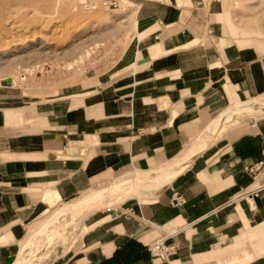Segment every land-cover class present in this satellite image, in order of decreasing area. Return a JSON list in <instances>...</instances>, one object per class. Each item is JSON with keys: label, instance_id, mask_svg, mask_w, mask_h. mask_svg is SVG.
<instances>
[{"label": "crops", "instance_id": "obj_1", "mask_svg": "<svg viewBox=\"0 0 264 264\" xmlns=\"http://www.w3.org/2000/svg\"><path fill=\"white\" fill-rule=\"evenodd\" d=\"M129 1L138 30L116 71L33 98L0 87V264L16 262L56 205L166 165L232 98L264 94V37L239 30L223 0ZM255 119L154 198L91 213L49 264H152L148 246L162 236L175 247L162 264H264V118Z\"/></svg>", "mask_w": 264, "mask_h": 264}, {"label": "rangeland", "instance_id": "obj_2", "mask_svg": "<svg viewBox=\"0 0 264 264\" xmlns=\"http://www.w3.org/2000/svg\"><path fill=\"white\" fill-rule=\"evenodd\" d=\"M65 1L66 6H64ZM223 1L239 30H254L258 36L264 37V0ZM6 4L8 7L11 6V12L13 10L14 12H25L30 9V11H26L29 13L28 16H20L15 19L13 32L17 35L12 33L14 36L11 37H15V41L9 38L11 35L7 37L8 39L5 38V41L0 40V87L7 86V90L11 94L33 98L55 94L62 87L77 82L84 81L85 84V81L93 75L106 76L122 67L134 49L133 43L136 34L134 21L136 16L131 2L125 3V0H121L119 5L114 7L105 0H87L86 3L80 4L76 0H64V2L63 0H0V7ZM71 5H75V8H69ZM68 8L72 12H69ZM6 20L5 15H0V26L8 23ZM21 27L22 31L20 32ZM10 40L12 43L15 42V45L3 47L2 41L9 42ZM253 100L260 101L259 103L264 102V94L247 100L232 98L231 104L220 113L230 111V107L236 103ZM223 113L212 117L202 130L194 136L197 138L192 143L198 138L203 140L207 135L213 136L214 134L211 135L209 132V126L217 123ZM257 115L264 118V113ZM254 120L257 119L255 117L243 118L238 121L234 120L231 124L224 122L222 125L228 124L227 129H219L217 134L213 136L212 143L216 142L227 131L224 137L230 133L243 132L245 127ZM202 137L203 139H201ZM152 170L137 173L146 172V175L150 176L149 173ZM133 171L136 170L123 172L112 180L95 184L74 199H83L91 190L101 186L122 183L123 185L117 187V190L113 192V198H110L114 200L112 204H107L104 200L95 201L80 209L81 212H76L78 215L72 218L71 222H67L59 230L52 228L51 232L49 231L51 224H47V222L54 215H60L62 211L59 210L64 206V203L56 205L45 218L38 220L30 228L28 235L20 242L16 259L27 239L35 231L48 225L49 230L46 227L42 231L44 233H41L42 236L40 235V239L43 237L41 240L43 242L33 248V255L28 258L27 264H49L52 260L65 254L75 238L76 241L72 247L80 240L85 230V222L90 220L91 213L113 207L121 208L130 198L142 200L148 197L152 199L155 195L153 193L160 192L162 188L170 184H160L159 182L156 183V180L150 179L140 184L138 189L132 190V181L126 182V179L131 178V175L126 176ZM53 230H56L55 233ZM46 232L48 234H45Z\"/></svg>", "mask_w": 264, "mask_h": 264}, {"label": "bare ground", "instance_id": "obj_3", "mask_svg": "<svg viewBox=\"0 0 264 264\" xmlns=\"http://www.w3.org/2000/svg\"><path fill=\"white\" fill-rule=\"evenodd\" d=\"M76 1L79 2V4H80V3H86L87 0H76ZM63 2H64V0H63ZM127 2H130V1L125 0V3H127ZM94 4H96V3H94ZM66 5L67 4L65 1L64 6H66ZM26 6H28V5H26ZM10 7H8V4L0 7V15L1 16L5 15L7 17L6 21H8V23L6 22V24L0 26V36H1L0 40H4V41H5V38L8 39L7 37H9L10 35L11 36L9 38H11L13 34H16L15 32H13V29L15 27V25H14L15 19L20 17V16H25V17L28 16L29 13L26 11H30V9L29 10L27 9L28 7L30 8V6L25 7L27 9L25 12H19V11L14 12V10L11 12ZM18 7H19V5H18ZM67 7H69V6H67ZM34 8H35V6H34ZM69 8H75V5H71V7H69ZM69 8L67 10L69 12H72L71 9H69ZM18 9H20V8H18ZM22 11H23V9H22ZM13 13H15V14L13 15ZM47 14H49V13H47ZM134 24H135L136 31H137L138 30L137 19H135ZM18 27H19V25H18ZM21 31H22V27H21L20 32ZM20 32H19V34H20ZM11 39L14 40L15 37H13ZM2 43L4 45L3 47L6 46V48L7 47H13L15 45V42L12 43V40H10L9 42H3L2 41ZM9 80H11V79H9ZM259 102L260 101L257 102V101L253 100V101H245V102L233 105L232 107H230V111L228 110V112L223 113V116L217 121V123L209 126L210 127L209 128L210 134L211 135L217 134L219 129L226 130L228 124L222 125L224 122H227V123L230 122L229 124H231L232 122H234V120L238 121V120L243 119V118H252V117H256V115L259 113H261V114L264 113V102H261V103H259ZM257 117H258V115H257ZM213 136L207 135L206 138H204V139H203V137L201 138L203 140H200L198 138L194 143H192L190 146H188L183 152H181L172 161H170L166 165L159 167L158 169L152 170L149 173L150 176H147L146 172L145 173L144 172L143 173H137L136 172L130 176L131 178L126 179V182L130 183V181H132V183H133V189L132 190L138 189L140 184H142L143 182H146L147 180H150V179L156 180V183L159 182L160 184L171 183L173 181V179L178 174L183 172L191 164V162L194 160V158L196 156H198L202 151H204L213 142V140H214ZM120 185H123V184L122 183L121 184L113 183V184H107L105 186H101L100 188H96L94 190H91L90 193L88 195H86L83 199L72 200V202L64 204V206L61 207L59 210V211H62L60 213V215H57V216L54 215L55 217L53 216L52 219H50L47 222V224H51L50 230H49L48 225L45 226V228L47 227V229L49 231H51L52 228L53 229L58 228L56 230H59L60 228L65 226L66 223L69 222L72 218H74L78 215L76 212L80 211V209L87 207L91 203H94L95 201L104 200L107 202V204H112L114 202V200L110 199V198H113V192H115L117 190V187H119ZM45 228L42 227L40 230L35 231V233L31 237V239L29 240V242H27L26 245L23 247V249L20 251L19 256H18V258L14 264H27L28 258H30V256L33 255V253H32L33 248H35V246L38 245L40 242H43V241H41L43 239V237H42V239H40V237L42 236L41 233L42 234L44 233L42 231ZM55 231H54V233H55ZM54 233H51V234H54ZM45 234H48V232H46ZM47 240H48V238H47ZM45 243H47V242H45Z\"/></svg>", "mask_w": 264, "mask_h": 264}, {"label": "built area", "instance_id": "obj_4", "mask_svg": "<svg viewBox=\"0 0 264 264\" xmlns=\"http://www.w3.org/2000/svg\"><path fill=\"white\" fill-rule=\"evenodd\" d=\"M106 2H110V6L117 7L121 0H105ZM261 168L260 164H254L251 166H247L246 170L255 175L259 169ZM179 202V200H177ZM167 236H162L157 239L155 242L148 246L149 251L152 255V264H162L164 262H168L171 255L174 254L175 247L173 245L166 244Z\"/></svg>", "mask_w": 264, "mask_h": 264}]
</instances>
